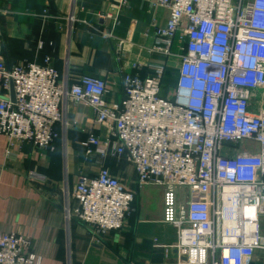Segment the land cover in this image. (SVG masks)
Returning a JSON list of instances; mask_svg holds the SVG:
<instances>
[{
  "label": "built area",
  "instance_id": "obj_1",
  "mask_svg": "<svg viewBox=\"0 0 264 264\" xmlns=\"http://www.w3.org/2000/svg\"><path fill=\"white\" fill-rule=\"evenodd\" d=\"M104 1L100 18L113 28L128 1ZM148 1L167 12L166 22L152 19V43L138 47L144 61L123 71L120 102L107 100L102 78L66 75L61 82L48 57L6 65L0 40L6 151L22 142L49 147L56 126L67 125L66 104L86 106L104 134L81 142L84 156L101 162L123 155L138 185L161 189L162 220L176 232L169 248L177 264H252L257 258L264 264V108L253 101V93L264 90V0ZM105 34L118 58L127 59L130 40ZM142 67L144 77L137 72ZM168 69L174 87L163 96ZM70 195L76 206L64 209L67 218L76 217L96 238L122 229L134 199L102 165L93 177L78 174ZM40 263L27 235L0 228V264Z\"/></svg>",
  "mask_w": 264,
  "mask_h": 264
},
{
  "label": "crops",
  "instance_id": "obj_2",
  "mask_svg": "<svg viewBox=\"0 0 264 264\" xmlns=\"http://www.w3.org/2000/svg\"><path fill=\"white\" fill-rule=\"evenodd\" d=\"M127 1L112 28L100 18L107 8L104 0H0L1 57L8 66L41 64L48 57L61 82L66 75L102 78L109 88L107 100L120 102L123 71L132 72V61H144L138 47L152 43V19L164 25L167 18L148 0ZM107 31L130 40L124 47L127 59L118 58ZM137 72L148 74L144 67ZM65 109L67 125L56 126L58 136L45 149L22 142L7 153L0 136L1 230L27 235L40 264H177V253L169 248L176 232L162 220L161 189L138 185L123 155H108L101 162L97 156L85 157L81 142L104 130L94 127L90 108L67 103ZM100 165L133 191L134 199L121 230L93 238L64 209L76 206L70 195L76 176L93 177ZM31 173L40 179H30Z\"/></svg>",
  "mask_w": 264,
  "mask_h": 264
},
{
  "label": "rangeland",
  "instance_id": "obj_3",
  "mask_svg": "<svg viewBox=\"0 0 264 264\" xmlns=\"http://www.w3.org/2000/svg\"><path fill=\"white\" fill-rule=\"evenodd\" d=\"M174 87V83L173 82H168V81H165L164 80V83L162 84V87L161 89L163 90V96H168L170 95L171 91H172V88ZM253 101L254 102H257V103H260L261 106L264 108V90H261V91H256L253 93ZM93 238H96L94 237L93 235H91ZM260 259L257 258L256 260V263L257 264H260Z\"/></svg>",
  "mask_w": 264,
  "mask_h": 264
},
{
  "label": "trees",
  "instance_id": "obj_4",
  "mask_svg": "<svg viewBox=\"0 0 264 264\" xmlns=\"http://www.w3.org/2000/svg\"><path fill=\"white\" fill-rule=\"evenodd\" d=\"M173 71H172V69H168L167 71H166V73H165V78H164V80L165 81H170V82H172V80H173ZM252 264H257V263H252Z\"/></svg>",
  "mask_w": 264,
  "mask_h": 264
},
{
  "label": "water",
  "instance_id": "obj_5",
  "mask_svg": "<svg viewBox=\"0 0 264 264\" xmlns=\"http://www.w3.org/2000/svg\"><path fill=\"white\" fill-rule=\"evenodd\" d=\"M10 96H11V100L13 101L14 97H13V91H12V86L11 85H10Z\"/></svg>",
  "mask_w": 264,
  "mask_h": 264
}]
</instances>
